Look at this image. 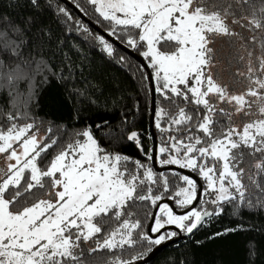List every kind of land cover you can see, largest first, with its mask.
Returning a JSON list of instances; mask_svg holds the SVG:
<instances>
[{"label":"snow or ice","instance_id":"6c2138e0","mask_svg":"<svg viewBox=\"0 0 264 264\" xmlns=\"http://www.w3.org/2000/svg\"><path fill=\"white\" fill-rule=\"evenodd\" d=\"M29 2L39 8V0ZM74 6L85 19L91 12L100 31L64 7L57 12L99 51L113 57L122 47L147 61L138 67L152 84L153 123L162 135L144 155L153 161L158 153L166 171L104 152L89 126L65 129L69 142L60 146L51 127L41 136L27 113L21 119L18 111L0 108V264H95L104 253L114 255L109 264H140L180 234L208 228L225 205L264 209V0H78ZM38 23L28 17L17 27L0 17V37L11 39ZM217 40L227 43L229 64L237 65L231 86L213 71L221 58ZM21 46L0 53L18 59ZM128 60L120 56L118 63ZM8 68L5 79L14 88L25 70ZM140 135L132 131L127 139L143 152ZM53 146L61 150L45 164ZM144 206L155 209L145 213L147 226L139 216ZM241 230L225 228L208 238ZM117 249L128 258L115 255Z\"/></svg>","mask_w":264,"mask_h":264},{"label":"trees","instance_id":"16d2710c","mask_svg":"<svg viewBox=\"0 0 264 264\" xmlns=\"http://www.w3.org/2000/svg\"><path fill=\"white\" fill-rule=\"evenodd\" d=\"M67 1L73 5L78 2ZM79 3L83 5L84 0H79ZM57 4L80 20L61 0H39L38 9L29 0H0V17H9L17 27L28 17H35L39 22L30 32L13 33L11 39L7 40L0 37V48H8L11 44L22 45L19 50L23 52V56L12 60H6L4 54L0 53V63L3 64L0 68V108L5 113L18 111L21 119H24L23 113H27L29 122L35 120L43 129L51 127L57 136L62 137L60 146L69 142L68 137L64 136L65 129L71 132L89 126L104 152L125 155L152 166L144 155L153 147L149 130L151 89L149 80L141 77L142 69L138 67L141 64L121 49L113 57L106 56L84 37L69 29L57 12ZM87 18L92 21L93 14L89 12ZM23 27L26 29L28 26L25 24ZM39 28H44L46 34L40 33ZM3 30L0 28V31ZM29 39L33 41L31 45L26 43ZM215 48L221 57L218 60L219 66H222L220 69L224 71L228 68L224 65L228 61L229 47L224 40H220L216 42ZM8 55L15 56V50ZM124 55L129 60L121 65L118 61ZM21 61H28V66ZM144 62L147 63L146 60ZM9 64L25 70V74L15 81L14 88L4 75L9 70ZM239 68L240 71L245 70L243 65ZM230 70L236 72L237 65L234 62ZM77 92H86L87 98L75 95ZM105 122L106 127L96 128V125ZM237 123H240L238 118ZM132 131L141 134L139 139L143 152L140 146L127 139ZM153 134L157 148L162 134L154 123ZM163 135L167 136V133ZM60 146H53L49 150L45 164L61 150ZM156 164L161 167L158 153ZM129 167L134 165L129 164ZM176 190L178 187L170 189L168 195H174ZM252 199L255 202L257 197L253 196ZM169 203L171 206L172 201ZM153 210L150 206H144L139 211L145 226L150 221L144 219L145 213H152ZM239 225L243 226V230L215 240L208 238L216 231ZM114 254L123 259L128 258L119 249L114 250ZM113 258V253L98 254L95 264H109ZM144 264H264V209L259 205L255 208L243 204L239 208L225 205L223 214L212 218L208 228L193 237H180L174 243L162 247Z\"/></svg>","mask_w":264,"mask_h":264},{"label":"water","instance_id":"95a60500","mask_svg":"<svg viewBox=\"0 0 264 264\" xmlns=\"http://www.w3.org/2000/svg\"><path fill=\"white\" fill-rule=\"evenodd\" d=\"M61 2H63V3H64L66 6H68L72 11H74L80 19H85L84 17L81 16V13L76 9V7H75L73 4H71L69 1H67V0H61ZM90 22H91V21H90L88 18L85 19V23H89V26H90L91 28H93L95 31H100V29H99L98 26H96L94 23H90ZM119 49H121V50H122L123 52H125L126 54L132 56V57H133L137 62H139L141 65L146 64V63L144 62V60H143L139 55H137V54H132V53L129 52L127 49H124V48H122V47L119 48ZM146 71H149V72H150L149 69H147ZM149 84H150V89H151V88H152V84L150 83V81H149ZM153 99H154V96H153V92L151 91V110H150V116H149V130H150V134H151L152 139H153V147H152V149H155V148H156V139H155L154 134H153V111H154V109H155V104L153 103ZM151 163H152V167L154 168L155 171H158V172H159V171H162V170H166V169L163 168L162 166L159 167V166L156 164V154L154 155V159H153V161H151ZM172 167L175 168L177 171H183L185 174H188V171H186V170H179V169H178V166H172ZM198 183H200L199 180H198ZM169 204H170V203H169ZM153 211H155V209H154ZM150 223H151V220L149 221V224H150ZM149 224H148V225H149ZM185 236H186V235H184V234H180L179 236H177L176 238H174L172 241H169V242H167V243H165V244H163V245L157 247V248L155 249V251L152 252V253L147 257V259H146L145 261L140 262V264H144L145 262H147V261L149 260L150 256L153 255V254H154L155 252H157L158 250H160L162 247H164V246H166V245H168V244L174 243V242L177 241L180 237H185Z\"/></svg>","mask_w":264,"mask_h":264},{"label":"rangeland","instance_id":"374dc122","mask_svg":"<svg viewBox=\"0 0 264 264\" xmlns=\"http://www.w3.org/2000/svg\"><path fill=\"white\" fill-rule=\"evenodd\" d=\"M57 7H62L61 5H59V4H57ZM60 14V13H59ZM61 16H62V18H63V20L65 21V17L62 15V14H60ZM74 18V20H79V19H77V18H75V17H73ZM67 25H68V27H69V29L71 30V31H74V32H76V33H78L79 35H81L82 37H84L85 36V34L84 33H82V32H79L78 30H77V25L74 23V22H72V21H70V22H68L67 23ZM89 41V43L91 44V45H93L94 47H96L97 49H98V47L97 46H95L94 45V43L92 42V41H90V40H88ZM218 41H220V40H218ZM217 41V42H218ZM103 53V52H102ZM105 54V53H104ZM106 55V54H105ZM107 56V55H106ZM220 60V59H219ZM227 60H228V58H227ZM222 64H223V62H222ZM220 65V62L219 61H217V67L216 68H214L213 69V71H214V73L217 75V78L218 79H220L223 83H225V84H228V85H233V71H231L230 69L233 67V63L230 65L229 64V60L228 61H225V65L224 66H226V67H228V68H226L224 71L222 70V69H220L222 66H219ZM243 71V70H242ZM40 135L41 136H43L44 135V129L43 128H41V130H40Z\"/></svg>","mask_w":264,"mask_h":264},{"label":"flooded vegetation","instance_id":"af4514ba","mask_svg":"<svg viewBox=\"0 0 264 264\" xmlns=\"http://www.w3.org/2000/svg\"><path fill=\"white\" fill-rule=\"evenodd\" d=\"M166 202H170V201H166Z\"/></svg>","mask_w":264,"mask_h":264}]
</instances>
